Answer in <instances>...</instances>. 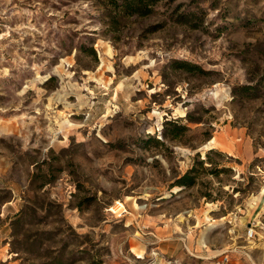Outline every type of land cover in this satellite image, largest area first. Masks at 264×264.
<instances>
[{"label":"rangeland","instance_id":"obj_1","mask_svg":"<svg viewBox=\"0 0 264 264\" xmlns=\"http://www.w3.org/2000/svg\"><path fill=\"white\" fill-rule=\"evenodd\" d=\"M0 248L264 264V0H0Z\"/></svg>","mask_w":264,"mask_h":264},{"label":"trees","instance_id":"obj_2","mask_svg":"<svg viewBox=\"0 0 264 264\" xmlns=\"http://www.w3.org/2000/svg\"><path fill=\"white\" fill-rule=\"evenodd\" d=\"M106 1L108 5L116 11L117 16L142 18L148 16L153 11L154 6L158 4L161 0H106ZM180 129L183 130L184 127H179V130ZM190 173L187 172L186 174H184L178 180V185L180 186L192 185L193 178L190 177L189 175Z\"/></svg>","mask_w":264,"mask_h":264},{"label":"crops","instance_id":"obj_3","mask_svg":"<svg viewBox=\"0 0 264 264\" xmlns=\"http://www.w3.org/2000/svg\"><path fill=\"white\" fill-rule=\"evenodd\" d=\"M0 264H15V262L11 260L9 252L4 253L2 248H0Z\"/></svg>","mask_w":264,"mask_h":264},{"label":"built area","instance_id":"obj_4","mask_svg":"<svg viewBox=\"0 0 264 264\" xmlns=\"http://www.w3.org/2000/svg\"><path fill=\"white\" fill-rule=\"evenodd\" d=\"M248 236L251 237L253 236L252 230L248 231ZM228 262V257L224 256L219 262L218 264H226Z\"/></svg>","mask_w":264,"mask_h":264}]
</instances>
